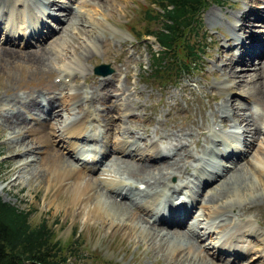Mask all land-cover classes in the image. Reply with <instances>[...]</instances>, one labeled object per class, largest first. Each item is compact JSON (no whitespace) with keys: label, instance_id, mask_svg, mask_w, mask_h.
<instances>
[{"label":"bare ground","instance_id":"obj_1","mask_svg":"<svg viewBox=\"0 0 264 264\" xmlns=\"http://www.w3.org/2000/svg\"><path fill=\"white\" fill-rule=\"evenodd\" d=\"M74 1L77 5L72 10ZM254 1L249 6L255 8L243 10L246 12L244 16L242 12L240 20L244 21L231 26L232 36L226 38L228 62L221 67L224 82L229 84L220 88V103L211 108V123L202 127L201 113L199 123L192 116L188 124L172 123L166 128L157 117L155 122L160 127L148 132L123 125L130 117V112L124 111L134 109L132 96L138 92L135 84L127 81L126 69L122 70L123 85L113 86L116 93L108 94V100L109 96L115 97L114 106L100 112L105 96L96 95V91L108 84L111 76L91 77L93 85L89 84L88 88L64 82L68 77L72 80L78 77L95 53L97 41L102 40V32L107 29L101 19L109 24V17L103 13L109 0H96V3L93 0H0V74L6 65L15 63L25 65L31 74L53 69L56 58L67 63L66 67L54 69L62 75L57 92L51 89L43 95L28 92L22 96L12 88H5L8 95L0 93V127L9 132L8 141L15 138L14 145L27 141L38 144L35 150L25 145L10 156L9 173L17 174L8 184L14 186L27 173L30 177L47 178L42 172L36 174V163L43 161L49 145L59 144L70 158L59 152V148H50L54 152L50 155L54 167L48 178L51 177V184L68 186V205L75 214L85 209L90 219H100L111 232L121 231L143 249L153 247L156 238L158 248L176 253V257L169 258L176 264H205L200 257H205L207 264H215L212 255L201 253L199 242L206 238L225 264H243L247 256L246 264L249 261L264 264V232L254 227V221L258 220L255 213H245L259 203L264 204V111L262 114L258 111L264 107V26L260 25L264 23V0ZM54 9L62 12H53ZM207 20L215 24L219 17L210 12ZM81 27L84 39L69 47L67 32L73 36ZM21 37L26 39L25 45H20ZM32 44L33 49H22ZM239 65L246 72H253H237ZM119 73L114 75L115 81L119 80ZM82 75L86 74L82 72ZM232 94L237 97L233 98ZM259 104L257 109L255 105ZM111 110L123 111L118 112L116 122ZM229 120L239 126L235 133L228 131ZM131 122L135 124L132 118ZM140 139L144 140L140 142ZM30 152L36 154L30 157ZM97 164L101 174L112 178L111 185L107 184L106 176L87 175ZM172 176L176 181L169 180ZM178 204L187 205L188 211L182 218L167 223L163 216L167 208L172 218ZM232 255L238 262L225 259Z\"/></svg>","mask_w":264,"mask_h":264},{"label":"rangeland","instance_id":"obj_2","mask_svg":"<svg viewBox=\"0 0 264 264\" xmlns=\"http://www.w3.org/2000/svg\"><path fill=\"white\" fill-rule=\"evenodd\" d=\"M109 1L110 2L104 5L103 13L109 17L108 23L112 26H110L106 22H103V20L101 19V22L103 24L105 23V27H107V29L104 27L105 29L102 32V40L97 41L95 53L90 56V58L86 61L87 63H85L83 66V70H85L83 71L81 69L82 71L80 70L79 72L80 75L78 74V77L73 79L74 81L69 77L68 79H64L66 85H68V83L70 84V86H76V84L78 86V84H80V86L82 85L83 88H88L87 86L89 84L93 85L90 80L91 77L99 79L103 78L101 76L98 77L99 75H96L92 71V69L97 65L109 64V67L113 70V72L107 75L106 78H109L111 76V79L108 81V84H105L101 89H98L96 91L97 93L95 92L98 96H105V100L103 99V103L99 106V112L102 111L103 108L109 109L114 106L113 102L115 101V97L109 96L108 100V94L114 95L116 93L117 90L113 86L121 84L123 85L125 75L123 71H125L126 69L127 81H129V83H134L135 89L138 92H134L132 96V99L134 101L133 103H135L134 105H132L134 109L128 108V110L126 109L124 111V113L130 112V117H127V119L123 121L124 126L128 125L131 127V129L137 127L138 129L140 128L142 130V128H144L145 130L150 132L151 128L153 129V127H160L158 123L155 122V118L157 117V119H159V124H163L166 128H170V125L172 126L173 124H179L180 126H182L184 125V123H190L192 116H194V118H196L197 120L196 122L199 123L201 113H203V119L202 124H199L204 127L205 124L207 125V122L211 123V108L220 103V88L225 87L229 84V81L224 82L225 76L222 73L223 69L221 67L223 64L225 65L228 62L226 38L232 36V33H230L231 26H237L240 22L244 21V19L240 20V18H242L240 15L242 14L243 10H246V7H250L249 9L255 8L253 6H249L252 5L255 1L222 0L223 2L221 4L213 3L209 5L202 13V24L199 29L200 35H205V47L201 59L198 60L197 64L195 65L196 67L193 70H190L188 73H182L178 77L176 82L167 81L165 84H158L154 81L147 80V75L150 71L149 63L151 61V51L157 52L160 48L159 45L156 44L154 38L151 36L146 37V39H137L135 37V34H132L134 32H132L130 28L131 25H134L135 29L137 28L140 31L144 29L139 13L141 12V9H144L145 6L151 7L152 0ZM93 2L96 3V0H93ZM71 5L72 10H74L77 5L76 1L72 2ZM54 11L57 13L62 12L60 9H54L53 12ZM210 12H214L217 17H219L218 23L210 24L209 20H207L208 14ZM54 25L55 27L58 26L57 23H54ZM260 25L264 26V23L261 22ZM80 29L81 31L78 30L76 33L74 32L75 34L73 36L70 34V32H67V34L70 35H68V37L70 38L68 41L69 47H72L70 45H75L76 43H78L79 40L81 41L82 38L84 39L83 27H81ZM109 32H113L112 35L108 34ZM0 40H2V36H0ZM19 40L21 41V44H25L26 42V39L22 37ZM33 46L34 45L32 44L31 46H28V48H22L21 46H19V48H22L24 50H31L34 48ZM235 54H238L237 49L235 51ZM53 61V69H48L44 72H33V74L28 73L25 65L20 66L17 63H15L14 65H6L3 73L0 74V93L7 96L8 94H5L4 92L5 88H12L14 92H16V94L22 96L28 92H32L33 94L41 92V94L43 95L46 93V91H50L51 89L57 92V82H61L62 75H60L57 71L54 72V69H57L58 66L66 67L67 63L64 59H61L60 61L56 58ZM241 67L242 65L236 66L237 72L238 70L242 73L253 72H246ZM82 72L86 74L84 75L86 77L82 75ZM118 72H120V76L118 75L119 80L115 81L114 75H116V73ZM247 79L249 80L250 77H248ZM7 82H9V84H7ZM89 87L91 86L89 85ZM210 94L214 95V99L210 98ZM225 95L226 94H224V96ZM232 97L236 98L237 95L232 94ZM255 106H257L256 108L258 109L260 107V104ZM118 108L120 107L118 106ZM122 108L123 107H121V109ZM117 110H111V114L112 116H114L113 119L115 122L118 118V112H123L122 110ZM258 111L260 114H262L264 111V107L258 109ZM131 118L134 119L135 124H132ZM128 119H130L129 122ZM229 122L230 123L227 126H230V129L228 128V131L232 130L235 133V131L238 130L237 128L239 126H236L235 123L232 122V120H229ZM227 126L225 127V129L227 128ZM218 128V126L215 127V129ZM92 129L93 126L90 127V132ZM8 134L9 132L2 129L1 126L0 188L4 186V184L5 186L4 191L0 195V198L2 200L8 201L15 207L17 206L19 209L31 211L29 222H31L32 225L38 224L41 219L47 221L48 225L53 227V231L55 232L56 236L55 239H58L61 244L66 243L67 241L69 244L74 240V238L78 237L76 238L77 242L75 243V247H77L78 253L82 254V256L80 258L72 260L69 264H176V262L169 261L172 257H176V253L172 252L171 250L165 252L164 249L158 248V239H153V247L143 249V247H138L134 242H131L127 235L121 233V231L111 232L106 227V225H103L101 223L100 219H97L98 221L90 219L87 216L85 209L80 214L74 213V209L68 205L70 196L69 190L67 188L68 186L66 185L65 187L62 184L61 186H59V183L51 184V177L48 178L50 172L52 171H50V169L54 167V164H52V162L50 161V155L54 152H50V148L52 150H56L59 148V144H52V146L49 145L48 148H50L48 154L44 156L45 158L43 159V161H38L36 163V174L38 175V173L42 172L48 175L47 178H34L30 177L27 173L28 175L26 174L24 175V177H20L19 180L16 181L14 186H11V184L9 185L8 180H11V178H15V175L17 174V172L15 174L14 172L9 173V165H12L10 156H13L16 150L21 151V148H23L25 145L29 146L26 148L35 150L34 146L38 144H35L33 141H27L22 145H14V143L17 141L15 140V138H13V141L9 142V139H7ZM86 135L87 134H84L85 139H87ZM144 135L145 134H143V136ZM30 137L28 136V138ZM143 140L144 139H140V142H142ZM198 140L199 143L202 142V136H200ZM9 145H12V148H8ZM26 148L24 151H26ZM58 150L59 152H63L60 148ZM63 153L66 155V157L70 158L69 153ZM35 154L36 153L34 152L29 153L30 157ZM25 156L29 157L28 154H25ZM39 164L41 167L39 166ZM97 167L98 168L95 169V171L90 174L88 173L87 175L93 178L105 177L106 175L100 173V164H97ZM200 168L201 165L198 167V169ZM106 178H108L107 184L111 185L110 181L112 178L109 177V175H107ZM169 180L171 182H174L176 181V178L172 176ZM194 210H197V208L193 209V211ZM245 213L251 215L255 213L254 218L255 220H258L254 221V227L256 228L258 226L257 228H261L260 230L264 232V204L259 203L255 208L249 209V211H246ZM209 243V238H206L204 241L199 242V245L201 246V253L207 257H210L212 255L213 258H211L213 259L212 261H214L215 264H225L223 260L218 259L219 252L216 249H213V245L210 246ZM224 254L227 253L224 252ZM237 258L239 259V256H237ZM200 259L204 260L205 264L208 263L207 260H205V257H200ZM225 259H230V261L237 260L233 255ZM247 259H249V256L242 260L243 264L248 263L246 262ZM249 263L251 264L252 262L249 261ZM259 264L263 263L260 262Z\"/></svg>","mask_w":264,"mask_h":264},{"label":"trees","instance_id":"obj_3","mask_svg":"<svg viewBox=\"0 0 264 264\" xmlns=\"http://www.w3.org/2000/svg\"><path fill=\"white\" fill-rule=\"evenodd\" d=\"M222 0H152L139 13L143 30L131 25L137 39L151 36L159 45L151 51L147 80L158 84L176 82L193 70L204 52L205 35H200L201 16L206 8ZM142 27V28H143ZM31 211L0 198V264H69L80 258L76 242L55 239L53 227L41 219L29 222Z\"/></svg>","mask_w":264,"mask_h":264},{"label":"water","instance_id":"obj_4","mask_svg":"<svg viewBox=\"0 0 264 264\" xmlns=\"http://www.w3.org/2000/svg\"><path fill=\"white\" fill-rule=\"evenodd\" d=\"M93 71L99 76L109 75L113 72V70L109 67V64L97 65L93 68Z\"/></svg>","mask_w":264,"mask_h":264}]
</instances>
